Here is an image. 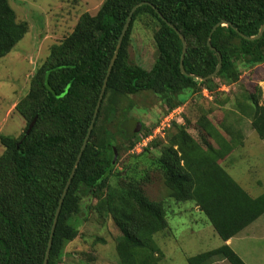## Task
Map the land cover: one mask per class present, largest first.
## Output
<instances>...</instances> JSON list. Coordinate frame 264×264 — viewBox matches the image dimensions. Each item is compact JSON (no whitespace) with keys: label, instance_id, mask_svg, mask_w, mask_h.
<instances>
[{"label":"trees","instance_id":"obj_1","mask_svg":"<svg viewBox=\"0 0 264 264\" xmlns=\"http://www.w3.org/2000/svg\"><path fill=\"white\" fill-rule=\"evenodd\" d=\"M78 1V0H74ZM133 12L88 143L64 198L47 264H63L65 249L80 232L77 223L91 219L101 225L111 218L120 231L116 242L120 264H160L159 233L172 235L166 200H154L145 190L154 167L176 202L192 201L223 243L188 257L186 264H247L227 242L264 215V193L254 196L228 171L227 158L245 144L237 120L219 111L231 100L229 87L245 70L264 63V0H104L92 14L84 12L74 30L51 46L32 76L26 96L16 108L26 125L19 136L0 135V264H44L57 207L70 177L99 100L108 68L132 8ZM184 36L187 50L181 70ZM151 33L156 58L151 67L132 63L135 25ZM215 50L208 45V37ZM27 20H19L10 0H0V58L26 35ZM218 74L201 81L219 64ZM150 90L160 99L162 115L185 105L189 98L212 96V107H201L195 118L184 109V123L172 121L133 152V165L118 169L122 155L154 134L143 122L137 132L123 127L128 96ZM261 85H245L238 108L264 139ZM161 116V118H160ZM164 116V117H165ZM29 133L27 129L33 122ZM130 126H133L131 123ZM133 128V127H131ZM166 132V133H164ZM209 137V139L207 138ZM208 139V140H206ZM214 141L218 155L210 150ZM113 143L118 157L115 158ZM92 264H97L93 262Z\"/></svg>","mask_w":264,"mask_h":264},{"label":"rangeland","instance_id":"obj_2","mask_svg":"<svg viewBox=\"0 0 264 264\" xmlns=\"http://www.w3.org/2000/svg\"><path fill=\"white\" fill-rule=\"evenodd\" d=\"M104 0H10L11 6L17 13L19 20H27L29 28L26 35L16 44L7 55L0 58V135L19 136L26 125L24 117L11 109L14 102H18L27 95L32 76L50 53L51 46L61 41L71 33L80 16L84 12L94 14ZM133 44L130 51L132 63L149 68L155 61L156 48L150 32L141 24H136L133 33ZM261 85L264 100V63L252 69L245 70L240 81L229 87L231 100L220 110V116L227 120H237L245 135V144L237 148L227 158L228 171L234 179L252 195L264 193V139L251 126V119L237 106L243 102L239 95L245 90V85L253 88V84ZM130 105L126 110L128 117L122 124L129 132H137L135 121L152 125L157 115L164 121L161 99L150 90H144L130 95L125 100ZM212 96L204 90L203 97L189 98L182 108L173 113V119L164 121L165 127H172V121L184 123V109L192 119L201 107H212ZM16 106V105H15ZM10 112V113H9ZM133 126H130V124ZM163 126V127H164ZM133 127V128H131ZM157 130V129H156ZM159 130V129H158ZM162 130V128H160ZM166 133V132H164ZM159 134V133H157ZM209 139V137H207ZM206 139V140H208ZM210 140V139H209ZM214 141L209 143L210 150L218 155ZM142 147L125 152L117 168L123 169L125 164L133 165L135 155ZM4 145L0 141V156ZM150 181L145 184V190L154 200H166L167 220L172 235L162 233L155 236L156 242L163 252L160 264H186L188 257L219 247L223 240L218 235L207 216L197 209L192 201L176 202L170 197V189L164 184L163 178L154 167L149 169ZM93 218V217H91ZM85 222L79 221L77 226L82 235L69 242L65 249L63 264H120L116 249V242L120 231L111 218L101 225L94 219ZM264 219V217H262ZM254 223V226H259ZM240 255L244 254L250 264H260L264 261V231L258 232L255 237L234 240V247ZM225 264H231L224 261ZM222 262L221 264H224Z\"/></svg>","mask_w":264,"mask_h":264},{"label":"water","instance_id":"obj_3","mask_svg":"<svg viewBox=\"0 0 264 264\" xmlns=\"http://www.w3.org/2000/svg\"><path fill=\"white\" fill-rule=\"evenodd\" d=\"M142 4H149V2H148V1H142V2L138 3L137 5H135V6L132 8V10H131V12H130V15L128 16L127 22H126V24L124 25V28H123V30H122L121 36H120V38H119V42H118L117 47H116V50H115V52H114V54H113V57H112V59H111V62H110L109 68H108V72H107V75H106L105 80H104L103 88H102V91H101V94H100L99 100H98L97 105H96V108H95V113H94V117H93L92 123H91V125H90V127H89L88 133H87V135H86V137H85V140H84V142H83V145H82V147H81V150H80V152H79V154H78L77 160H76V162H75V164H74V166H73V169H72V172H71V174H70V177H69V179H68V181H67V183H66V185H65V187H64V190H63L62 196H61L60 201H59V205H58L57 210H56V214H55L54 222H53V225H52V228H51L50 238H49V241H48V246H47V250H46V254H45L44 264H47V262H48V258H49V255H50V249H51V246H52L53 234H54L55 227H56V224H57V221H58L59 213H60V211H61V207H62V204H63L64 198H65V196H66V194H67L68 188H69V186H70V184H71V182H72V178H73V176H74V174H75V172H76V168H77V166H78V164H79V161H80V159H81L82 153H83V151H84V149H85V147H86V145H87V143H88L89 137H90V135H91V132H92V129H93V126H94V123H95L96 117H97V115H98V111H99V108H100V105H101V102H102V99H103V96H104V93H105V89H106V85H107L108 77H109V75H110V72H111L112 66H113V64H114V62H115V60H116V58H117V55H118L119 49H120V47H121V44H122V41H123L124 35H125V33H126L127 29H128V26H129V23H130V20H131L132 14H133V12L136 10V8H137L138 6H140V5H142ZM158 13H159V15L161 16V18L167 22V24H168L169 26H171L172 28H174V29L176 30V32L179 34V36H180V38H181V40H182V44H183V54H182V58H181V62H180V67H181V70H182L184 73H186L185 70H184V67H183V59H184V57H185V53H186V50H187V43H186L185 36H184V35H183V34H182V33H181V32H180V31H179V30H178V29H177V28L171 23V22H169V21L164 17V15H163L161 12L158 11ZM217 25H218V24H216V25L214 26V28L212 29L211 34L209 35V37H208V41H207L208 45H209L210 48H212L213 50H215V47H214V46L212 45V43H211V35H212V32H213V31L215 30V28L217 27ZM263 31H264V24L260 27L259 34L256 35L255 37H247L246 35H244V34H242V33H241V35H243V36L246 37V38L254 39V38H259V37L262 35ZM219 59H220V60H219V64H218V66H217L216 69H215L212 73H210L209 75H207V76L204 77V76H200V75L192 74L191 76H193V77H195V78H198V79L201 80V81H204V80H207V79H209V78H213V77H215V76L218 74V72H219V70H220V68H221V66H222V55H221L220 53H219ZM34 122H35V120L29 125V127H28L26 133H29L30 129L32 128V126H33V124H34ZM135 122L137 123V125H138L137 129L139 130V129L141 128L142 124H141L139 121H135ZM113 149H114L115 158H117V157H118V150H117V147H116V144H115V143H113Z\"/></svg>","mask_w":264,"mask_h":264},{"label":"crops","instance_id":"obj_4","mask_svg":"<svg viewBox=\"0 0 264 264\" xmlns=\"http://www.w3.org/2000/svg\"><path fill=\"white\" fill-rule=\"evenodd\" d=\"M17 103L16 102H14L12 105H11V109H14V108H16V105ZM10 113V112H9ZM197 209H199L198 207H196ZM262 217H264V215H262L261 217H259L256 221H254L252 224H250L249 226H247L238 236H236V237H233V238H231L230 240H228L227 242L232 246V247H234V240L236 239V240H238V241H240V240H242V239H244V240H246V239H248V238H251V237H255L256 235H258V232L260 231V232H263L264 231V219L262 218ZM254 223H257L256 225H258L259 226V229H257V226H254ZM242 256V258L247 262V264H250L249 262H248V260H247V257H246V255H244V254H242L241 255ZM224 261H226L225 259H218L217 261H216V263H218V264H221L222 262H224ZM224 264H225V262H224ZM260 264H264V261L263 262H261Z\"/></svg>","mask_w":264,"mask_h":264},{"label":"built area","instance_id":"obj_5","mask_svg":"<svg viewBox=\"0 0 264 264\" xmlns=\"http://www.w3.org/2000/svg\"><path fill=\"white\" fill-rule=\"evenodd\" d=\"M180 108H182V106H180V107H177V108H175V109H173L172 111H170L166 116H165V118H164V121H166L167 120V122H169L170 121V117H172V119H173V113H175L177 110H179ZM162 122L161 121V124H160V126L159 127H157L156 129H155V131H154V134L153 135H150V136H148V137H145V138H143L142 140H140L136 145H135V149H138L140 146L141 147H143V146H146L147 144H148V142L152 139V137H154L155 135H157V133H160L161 132V130H160V128H162V130L165 128V122ZM164 126V127H163ZM159 129V130H158ZM134 149V150H135Z\"/></svg>","mask_w":264,"mask_h":264}]
</instances>
